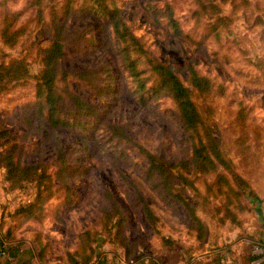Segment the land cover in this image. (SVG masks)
Here are the masks:
<instances>
[{"label":"rangeland","instance_id":"1","mask_svg":"<svg viewBox=\"0 0 264 264\" xmlns=\"http://www.w3.org/2000/svg\"><path fill=\"white\" fill-rule=\"evenodd\" d=\"M212 1L206 9L199 0L114 3L150 55L174 65L187 83L189 60L213 80L209 92L192 95L237 176L223 166L213 172L172 166L191 156L182 117L143 54L145 86L131 75L124 43L97 2L73 0L68 11L67 0H42L40 16L34 0H0V62L25 57L30 73L0 94V130L7 131L0 136V213L36 193L34 182L5 186L7 151L23 163L47 165L55 184L42 231L53 257L74 249L84 230L93 233L95 260L102 264H208L218 252L221 264H247L253 243L264 242V0ZM170 10L182 34L169 24ZM9 12L20 13L14 25L24 29L15 45L1 37ZM55 22L64 34L58 68L94 71L91 82L71 74L60 85L97 112L72 116L64 101L59 115L70 124L53 127L48 107L35 101L42 51ZM135 141L170 169L151 174ZM61 155L70 168L59 177ZM110 205L117 207L113 215L105 212Z\"/></svg>","mask_w":264,"mask_h":264},{"label":"trees","instance_id":"2","mask_svg":"<svg viewBox=\"0 0 264 264\" xmlns=\"http://www.w3.org/2000/svg\"><path fill=\"white\" fill-rule=\"evenodd\" d=\"M73 0H67L64 5L67 10H70ZM98 3L100 11L107 16L108 20L114 27L115 33L124 43V57L128 63V67L131 75L137 80L140 86H145L146 82L142 77V71L139 66V62L142 59V54L145 56V63L148 69L156 76L160 85H162L170 93L174 100L176 107L182 117L183 124L188 132V139L191 145V156L188 159H183L172 166H189L192 165L197 170L202 172L217 171L219 167L223 166L226 169L230 168L229 160L224 156L219 140L211 132V127L208 125L207 120L204 118L195 98L192 95V91L195 90L199 93H206L213 87V80L202 74L191 60L188 62L189 69V83L179 75L176 68L172 64L162 62L155 56L149 54V52L143 47L140 42V38L134 33L130 25L120 14V10L114 0H94ZM37 5L38 13L43 16V3L42 0H34ZM199 4L203 9L210 6H215L212 0H199ZM201 9L195 12H200ZM205 13V10H202ZM210 14V11L209 13ZM19 12L7 13L2 26L1 37L3 41L8 45H15L23 34L22 27H15L14 23L19 17ZM169 24L177 34H182L183 31L179 24V21L175 17L172 10L169 14ZM221 19V18H220ZM55 33L51 42L42 51V68L37 76V95L39 100L36 103H45L48 107L47 120L53 127L63 126L70 124V120L59 115L61 110V104L64 101L71 103L70 113L72 116H78L81 114L93 115L97 112L96 105L85 99L81 94L72 91L68 85L61 86L60 83L64 82L66 78H70L71 74L78 76L79 78L91 82V76L94 74L93 70L86 69L82 71H69L66 69H59L58 63L64 55V34L63 26L61 23L55 22ZM136 54L137 56H135ZM147 69V70H148ZM30 75L28 62L25 57H10L9 61L0 62V94L11 89L19 80L28 78ZM113 129L121 137L131 138L128 133L119 125H114ZM6 130H0V136L6 134ZM140 153L146 157L149 162V171L151 174H164L170 169L162 160L151 150H149L143 144L135 141ZM60 155V154H59ZM5 173L4 183L5 186H11L12 188L19 187L25 184V182H34L36 187V193L33 197H30L26 201L20 202L14 210L8 212L10 218L6 222L12 223L6 230V232L0 234V248H5L6 239H12L17 237V231L26 226L32 224L39 226V235L37 238L44 243L42 246V252L49 244V241H44V233L42 231L44 220L47 217L46 204L54 196V184L55 180L52 176V172L49 167L43 162H29L23 163L19 157H14L11 150L7 151L5 155ZM60 164L57 169V176H63V173L69 170L70 167L65 163L64 156L61 155ZM230 170V169H229ZM69 172V171H68ZM235 176L237 173L230 170ZM181 179L186 183H189L187 176L181 174ZM225 180L227 177L224 175ZM220 178V180H222ZM117 210L116 205H110L106 208L107 215L115 214ZM146 214L151 218L153 211L149 205L145 206ZM3 228V227H1ZM93 233L90 230H84L77 236V245L74 249H67L64 252L65 260L68 264H102L100 261H96V248L93 244ZM263 243L262 241H258ZM253 255L248 253L247 263L253 259ZM222 253L218 252V255L213 261L208 264H221ZM264 264V260L263 263Z\"/></svg>","mask_w":264,"mask_h":264},{"label":"crops","instance_id":"3","mask_svg":"<svg viewBox=\"0 0 264 264\" xmlns=\"http://www.w3.org/2000/svg\"><path fill=\"white\" fill-rule=\"evenodd\" d=\"M4 206V205H3ZM5 206L1 209L0 213V234L3 235L7 228L12 224L6 222L10 217H7L8 211L4 210ZM3 227V228H1ZM34 230V233L32 232ZM37 229L30 228L26 225L17 231V237L6 239V246L8 253L0 257V264H68L65 260L64 252L57 253L55 257L51 255L52 243L49 242L44 252H42L43 245L38 240ZM44 241H49L48 238L43 236Z\"/></svg>","mask_w":264,"mask_h":264},{"label":"built area","instance_id":"4","mask_svg":"<svg viewBox=\"0 0 264 264\" xmlns=\"http://www.w3.org/2000/svg\"><path fill=\"white\" fill-rule=\"evenodd\" d=\"M8 253L6 248H0V257ZM251 254L254 256L253 259L247 264H262L264 260V244L260 242H254L251 247ZM225 258H222L224 262Z\"/></svg>","mask_w":264,"mask_h":264}]
</instances>
